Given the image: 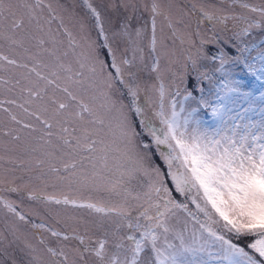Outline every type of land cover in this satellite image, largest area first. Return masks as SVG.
Listing matches in <instances>:
<instances>
[{
    "label": "snow or ice",
    "instance_id": "snow-or-ice-1",
    "mask_svg": "<svg viewBox=\"0 0 264 264\" xmlns=\"http://www.w3.org/2000/svg\"><path fill=\"white\" fill-rule=\"evenodd\" d=\"M254 85L264 0H0V264H264Z\"/></svg>",
    "mask_w": 264,
    "mask_h": 264
},
{
    "label": "rangeland",
    "instance_id": "rangeland-1",
    "mask_svg": "<svg viewBox=\"0 0 264 264\" xmlns=\"http://www.w3.org/2000/svg\"><path fill=\"white\" fill-rule=\"evenodd\" d=\"M206 87H207V83H206ZM261 91H264V89H260L259 85H254L253 86V97L248 101H245L244 99L241 98L237 104L238 107L239 105H243L244 108H251L252 111H250L248 115L256 120L260 119V109L264 108V100L259 99ZM240 110L243 111V108H240ZM206 118L211 120L210 116Z\"/></svg>",
    "mask_w": 264,
    "mask_h": 264
}]
</instances>
